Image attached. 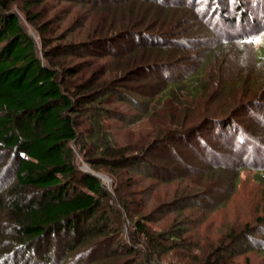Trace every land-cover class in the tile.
Wrapping results in <instances>:
<instances>
[{
    "label": "rangeland",
    "instance_id": "obj_1",
    "mask_svg": "<svg viewBox=\"0 0 264 264\" xmlns=\"http://www.w3.org/2000/svg\"><path fill=\"white\" fill-rule=\"evenodd\" d=\"M102 1L44 0L31 11L38 12L51 32L50 47H66L70 43L82 46L74 47L70 54L56 53L54 59L61 60L60 66L85 67V63L93 62L91 68H84L75 76V82L87 78L102 81L113 69L120 75L130 69L131 58L144 51L153 53L148 60L138 58L131 69L137 74L128 80L124 77L117 88L128 96L126 100L131 97L141 105L148 103L150 108L156 102L164 106L148 113L142 107L133 109L128 102H117L116 93L101 97L100 108L126 114L120 122L102 118L104 135L114 152L145 154L148 165L122 166L114 174L102 168L97 171L87 164L76 143L72 144L79 169L94 172L107 192L97 217L100 224L108 227L95 252L93 243L74 244L72 250L66 251L72 237H62L47 247L56 255L50 264H212L215 249L224 244L228 251L218 263L264 264L263 233L241 235L247 224L257 225V219L264 217V0H226L229 13L218 15L217 11L205 19L200 16L199 0H194V4L200 11L192 0H171L164 5L165 10H157L161 7L154 2L139 6L140 0L118 4L117 0ZM23 3L12 4V10L20 15L45 61L38 28L21 9ZM246 3L249 19L241 21L236 10L239 4L245 7ZM208 7L220 9L219 5ZM94 15L99 25L104 20L113 22L112 35L134 28L135 17L140 21L142 17L153 31L163 34L159 33L161 40L150 46L139 45L137 40L133 44L122 40L117 44L121 47L118 57L115 44L110 42L85 49L81 43L96 44L100 38L96 32L100 26L90 22L89 17ZM250 17L256 20L255 24ZM252 31L256 38L249 45L235 38ZM197 90L201 91L197 94ZM193 106L198 108V114L203 110L205 114L188 122L185 128L205 117L224 116L225 112L237 115L229 118L232 127L217 131L216 124L207 123L202 130L184 135L178 132L181 127L169 112ZM176 107L178 110H174ZM239 108L242 110L236 112ZM88 114L86 110L85 121H89ZM86 128L87 125L83 130ZM167 132L170 135L166 138ZM16 164L13 152L0 151V202L18 199L24 203L16 193L10 194ZM137 220L148 221L147 227L154 234L173 228L182 231L183 239L176 242L173 250L156 256L147 248L146 238L137 234ZM15 222L7 207L0 206V259L15 256L14 260H20L17 264H25L27 256L17 246ZM232 236L237 243L231 242ZM187 242L192 244L190 250L182 248ZM116 250L117 255L113 253ZM30 261L27 264L40 262L36 255Z\"/></svg>",
    "mask_w": 264,
    "mask_h": 264
},
{
    "label": "trees",
    "instance_id": "obj_2",
    "mask_svg": "<svg viewBox=\"0 0 264 264\" xmlns=\"http://www.w3.org/2000/svg\"><path fill=\"white\" fill-rule=\"evenodd\" d=\"M21 1L24 2L22 6L20 5L21 9L26 11L27 17L32 23H37L33 25L38 28L45 61L40 58L38 44L24 28L20 15L12 10V4H20ZM42 1L44 0H0V151H11L17 158L14 169L15 182L10 188V194L12 196L16 193L24 201V203L18 199L11 200L9 203L3 201L0 202V206L5 205L8 212L16 219L17 246L22 247L21 252L27 256L24 260L25 264L31 263L32 255L37 256L40 261L39 263L37 261L38 264H42L41 261H45L43 263L47 264L54 263L56 255L51 254L47 247L52 246L55 242L58 243L63 239L62 237L68 239L72 237L70 243L67 244L66 251L72 250L74 244L93 243L95 244L93 252H95L103 242H99V240L104 238L108 225L100 224L97 213L103 200L107 197V192L94 172H82L79 169L76 149L72 147L73 143H76L87 164L97 171L102 168V170L114 174L122 166H132V164L139 166L141 163L148 165L145 154L127 155L122 151L120 154L114 152L109 139L104 135L102 118L106 116L107 119L113 118L120 122L125 119L126 114L123 112L120 115L119 111L115 110L113 113L108 109L100 108L101 97L116 93L115 100L117 102H128L127 104L133 109L142 107L148 110V113L164 106L161 105V102H156L150 108L148 103L144 102L141 105L130 96L131 99L126 100L128 96L117 88L125 79L124 77L128 80L137 74L136 70L131 71V69L133 66L135 67L133 64L138 61V58L148 60L153 53L144 51L141 53L143 55L134 56L129 60L133 63L129 65L130 69L127 68L120 75L117 72L116 75L113 69L112 73L110 72L107 77L104 76L102 81L96 78L95 80L87 78L82 82H75V76H79L84 68H91L93 62L85 63V67H75L73 64L63 67L59 65L61 60L54 59L56 53L70 54L73 53L74 47L80 46L81 48L82 46L70 43L66 47L62 45L50 47L48 33L51 32L39 17L38 12L32 14L31 11L32 7L41 4ZM124 1L127 0H117L115 3ZM169 1L171 2V0H140L144 4L138 5L143 6L154 2L161 7L157 10H162L167 8L164 5H167ZM192 1L194 4V0ZM225 1L199 0L201 2L199 5L201 6L200 16L205 19L209 14L213 16L217 11H219L218 15L224 11L229 13V6L224 5ZM247 3L249 4V2ZM208 4L215 7L219 5L220 9L214 11L215 8H209ZM199 6L195 5L194 7L198 9ZM223 7H227V9ZM245 7L239 4V9L236 10L237 14H241V21H245L246 17L249 19V6L247 5V10ZM89 18H91V25L100 26L96 31L100 36L96 42L99 47L95 43L87 46L89 42L86 41L81 43L85 49L93 46L100 48L110 42L112 45L115 44V56L118 57L121 47L117 44L122 40H128L131 44L137 40L139 45L150 46L153 41L160 39L159 33L161 32L153 31L152 25L146 24V20L142 17H140L141 21L137 17L133 18L132 23L135 27L121 31L117 35H112L114 32L113 22L104 20L99 25L95 15ZM159 20L158 18L157 21ZM250 21L252 24L256 23L252 17H250ZM255 34L254 31L240 33L235 38L246 46L254 42ZM68 48L69 50L66 51ZM155 65L160 66L161 64L156 63ZM120 78L122 79L120 80ZM199 92L197 90V94ZM96 101H99V105L92 106ZM242 109L239 108L236 112H240ZM86 110L89 111V121L83 119ZM174 110H178V108L176 107ZM170 113L172 120L178 122L179 128L181 127L178 132L184 135L190 133L189 131H197L200 128L202 130V127L207 123L208 125L216 124L217 131L220 127H232L233 122L229 118L232 119L237 115V113L233 116L230 112V114L225 112L227 114L224 116L205 117L203 121L196 123L191 128H185L188 122L200 119L205 111L203 110L200 115L198 108L193 106L183 111L181 109L177 113L172 110ZM86 125L88 129L83 130ZM175 131L171 133L174 134ZM169 135L167 132L166 138ZM171 140H175L174 137ZM245 142L242 141V144ZM80 145L81 147H79ZM103 220L105 221V219ZM257 221V225L254 226L247 224L241 235L249 237L256 233L264 235V225H261L264 223V217H259ZM147 223L146 220H137L136 231L139 236L146 238L147 248L156 253V256L167 250H173L177 247L175 246L176 242L183 239V232L174 228L154 234L147 227ZM235 239L233 236L230 238L231 242L237 243V241L234 242ZM169 242L172 243L169 244ZM191 245V242H187L182 248L190 250ZM227 251L228 245L217 247L213 254L214 263L212 264H220L218 261ZM118 252L116 250L113 253L117 255ZM193 257L196 258V256ZM14 259L15 256L12 258L3 256L0 259V264L20 262L19 259Z\"/></svg>",
    "mask_w": 264,
    "mask_h": 264
}]
</instances>
